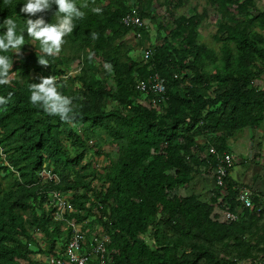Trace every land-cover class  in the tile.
<instances>
[{"label":"trees","instance_id":"obj_1","mask_svg":"<svg viewBox=\"0 0 264 264\" xmlns=\"http://www.w3.org/2000/svg\"><path fill=\"white\" fill-rule=\"evenodd\" d=\"M86 2L85 17L75 21L60 54L52 57L27 35L26 20L43 15L54 23L57 6L28 16L20 12L26 0H0V35L5 18H14L18 31H25L19 54L0 52L13 61L12 83L0 85V96L13 93L0 105V264H47L37 254L63 246L69 230L64 220L52 218V204L43 206L47 187L61 194L70 190L72 210L64 216L105 230L106 264H239L264 255V193H254L252 204L241 206L231 165L222 183L213 184L208 201L178 192L200 166H214L215 154H201V147L212 145L220 153L239 131L249 137L253 129L264 132V87L257 83L264 71V3L204 0L199 11L181 14L172 25L158 21L165 33L146 45L153 51L146 60L140 53V62L129 56L124 41L135 30L120 22L122 14L135 6L141 18L153 21V2L181 0ZM95 6L102 15L91 12ZM210 11L216 48L199 39ZM39 57L50 65H40ZM72 64L75 70L67 73ZM152 73L164 84L156 104L150 103L155 93L136 86ZM48 75L59 77L62 93L73 97V121L30 102V84ZM106 144L115 146L114 154L105 152V160L94 163ZM42 166L58 182L37 191L46 182L36 173ZM215 202L235 217L216 218ZM86 264L96 263L92 258Z\"/></svg>","mask_w":264,"mask_h":264},{"label":"clouds","instance_id":"obj_2","mask_svg":"<svg viewBox=\"0 0 264 264\" xmlns=\"http://www.w3.org/2000/svg\"><path fill=\"white\" fill-rule=\"evenodd\" d=\"M53 5L57 6L54 13L56 17L55 22H47L43 15H40L36 19L29 18L26 20V32L34 41H39L40 51L44 55L55 57L60 54L62 46L66 43L65 37L73 33L76 28L77 25L75 21L85 17L86 13L83 9H88L89 4L86 0H81L79 4L77 0H26V3L20 8V12L28 16H36L38 13L50 11ZM91 12L93 14L102 15L103 9L99 6H95L91 8ZM3 24L6 31H4L3 35H0V52L7 53L9 50H15V53L19 54L21 47L25 44L24 29L18 31V23L14 18H5ZM92 37L95 39L96 34L92 33ZM93 55V53H89L90 60L93 58ZM38 63L45 67L50 65L49 61L43 57L38 58ZM12 67V57L0 55V85H9L12 83ZM74 70L75 69H73V71ZM67 73H70L69 70ZM66 74L60 76L64 77ZM64 86L65 84H62L60 78L56 75L41 77L39 83H32L29 86V91L31 93L30 102L33 105H38L48 115L58 116L64 122H71L76 118L77 113L75 111L73 97L65 95L61 91V88ZM12 95L13 93L9 92L7 96H0V105H6L11 100ZM1 153L3 155H1ZM0 155L4 157L1 147ZM3 161L6 163L5 160ZM41 168L46 167L42 166ZM41 168L36 171L37 174ZM50 172L56 176L57 180L54 181L38 174L41 178L40 181L46 182L42 186L37 187V191L48 186L49 181H51L52 184L58 182L57 175L52 171ZM50 189L57 188H45L46 198L44 201H47ZM57 190L61 193L59 189ZM49 205L51 204L49 203L47 206H43L48 207Z\"/></svg>","mask_w":264,"mask_h":264},{"label":"rangeland","instance_id":"obj_3","mask_svg":"<svg viewBox=\"0 0 264 264\" xmlns=\"http://www.w3.org/2000/svg\"><path fill=\"white\" fill-rule=\"evenodd\" d=\"M255 1L264 3V0ZM204 3V0H181L178 5H172L171 3H169V5L165 3L157 4L153 2V21L147 20L146 18L144 19L147 23L143 27L144 34L141 35V44L138 46L134 45L136 37H134L131 32L125 38V45L129 47V56L131 58L138 57L140 60V53L147 47L146 45L151 46L153 43L157 42L158 33H165L163 28L157 26L158 21L161 22L163 20L166 24L172 25L174 21L176 22L179 19L181 14H188L194 10L199 11ZM168 7L172 10V13L168 12ZM214 18L215 15L210 11L209 16L203 19L199 26V39L202 43L216 48L217 43L211 39V34L215 28ZM73 67L74 64L69 68L70 73L73 72ZM110 106H112V102L108 101L105 103V107L108 108ZM250 136L251 137H249L246 132L241 135L239 131L236 135L229 137L227 140V150L233 156L230 176L235 181L240 182V185L247 186L254 193L261 194L264 193V132L253 129L251 130ZM197 142L198 145L201 146L203 142L202 137L198 136ZM205 149L206 148L202 147L199 149L201 154L205 153ZM114 151L115 146L113 144L104 145L102 147V152L97 156L94 163L103 162L106 158L105 152L113 155ZM249 153H251L250 156ZM198 171L178 190V192L183 195L195 193L200 199L208 201L211 192L214 190L213 167L206 170L200 166ZM196 175H199V177ZM223 210L224 207L221 204L218 202L214 203V215L216 218L223 219ZM37 256L42 260L45 257L44 253L37 254Z\"/></svg>","mask_w":264,"mask_h":264},{"label":"built area","instance_id":"obj_4","mask_svg":"<svg viewBox=\"0 0 264 264\" xmlns=\"http://www.w3.org/2000/svg\"><path fill=\"white\" fill-rule=\"evenodd\" d=\"M120 22L123 25L130 26L135 31V37L140 36V29L145 26L144 18H141L135 6H130L121 16ZM151 47H146L141 52L143 60H146L152 53ZM138 89L144 92L155 93L156 96L151 97L150 103L156 104L158 99L162 98L164 92L163 79L157 73L149 75L147 80H139L136 84ZM147 102V101H146ZM186 121H191L186 117ZM200 122V121H199ZM207 152L215 154V164L213 166V184L220 185L223 177L227 173V168L231 165L233 160L232 154L228 150H223L216 153L214 147L209 145L205 149ZM1 155H3L1 153ZM41 176L56 181V176L46 168H41L38 172ZM232 187H237L233 185ZM236 198L239 200L241 206L248 207L252 204L251 197L254 194L251 189L244 185H238ZM70 191L67 190L61 194L57 189H50L48 192L47 201H43V205L47 206L49 203L54 206L52 217L55 220H64V227L69 230L68 237L62 247L55 244L57 247L55 253L46 254L43 260L48 264H86L88 260L94 259L96 264H106L109 259V254L106 249V243L109 238L105 230L100 228L97 224L89 225L87 219L77 221L74 216H64V212L72 210L71 204L67 197ZM235 217L234 213L228 210H223V220H230ZM89 220V218H88ZM254 262L255 264H264V255H260L254 259L246 258L238 261L239 264H247Z\"/></svg>","mask_w":264,"mask_h":264},{"label":"crops","instance_id":"obj_5","mask_svg":"<svg viewBox=\"0 0 264 264\" xmlns=\"http://www.w3.org/2000/svg\"><path fill=\"white\" fill-rule=\"evenodd\" d=\"M257 83L259 84V86L260 87H264V71H263V73H262V75H261V77L259 78V79H257ZM255 130H259V131H262L261 129H259V128H256ZM250 154L251 153H249V156H250ZM199 172V171H198ZM196 176H198L199 177V175H196ZM247 187V186H246Z\"/></svg>","mask_w":264,"mask_h":264}]
</instances>
